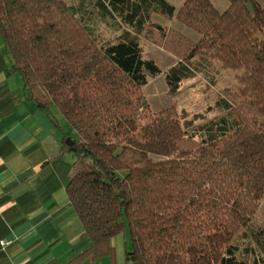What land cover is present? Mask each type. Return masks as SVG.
I'll use <instances>...</instances> for the list:
<instances>
[{"label":"trees","instance_id":"obj_1","mask_svg":"<svg viewBox=\"0 0 264 264\" xmlns=\"http://www.w3.org/2000/svg\"><path fill=\"white\" fill-rule=\"evenodd\" d=\"M154 14L175 18L197 41ZM106 20L120 32L111 43L95 27ZM142 40L178 57L165 73L170 93L215 65L236 72L214 104L223 114L152 110L139 89L159 70L142 59ZM0 42L8 72L72 134L59 155L72 157L65 191L89 244L72 264L111 255L120 234L125 264H264V228L251 227L264 196V6L0 0ZM245 229L259 252L246 247L240 259L232 242Z\"/></svg>","mask_w":264,"mask_h":264},{"label":"crops","instance_id":"obj_2","mask_svg":"<svg viewBox=\"0 0 264 264\" xmlns=\"http://www.w3.org/2000/svg\"><path fill=\"white\" fill-rule=\"evenodd\" d=\"M8 67L0 42V264H72L89 245L65 191L72 157H60L64 133ZM126 242L115 236L95 264H125Z\"/></svg>","mask_w":264,"mask_h":264},{"label":"rangeland","instance_id":"obj_3","mask_svg":"<svg viewBox=\"0 0 264 264\" xmlns=\"http://www.w3.org/2000/svg\"><path fill=\"white\" fill-rule=\"evenodd\" d=\"M66 1L68 3L71 1L73 2V0ZM166 1L172 4L177 10L184 0ZM210 1L220 12L225 10V8L228 6V0ZM256 1L260 5L264 6V0ZM74 3L76 4V1H74ZM151 19L156 23L174 29L192 41H197L198 39V35L195 32L180 24L175 18H172L171 21H166L162 16L154 14L152 15ZM98 22L99 21H96L95 23L98 35L105 43L114 42L115 37L120 32L116 30L115 27L111 26L112 20ZM140 48L142 59L152 62L159 70L157 75L147 76L139 89V93L144 98V101L149 104L152 110L158 111L163 108L173 106L177 112H180L182 109H184L190 113H203L208 107H210L209 109H211V111L207 113L206 118H214L223 114V112L217 109L214 104L219 98L220 94H223V91L226 88H232L236 85V72L233 70L221 69L219 66L215 65L205 76L199 73L194 78L181 82L176 90L170 93L169 88L165 83V73L171 66L177 63L178 57L166 53L163 48L158 47L147 40H142ZM55 115L58 118L62 133L71 134L70 129L64 120L60 118L57 113H55ZM251 227L254 229L264 228V196L259 204V208L255 217L252 219ZM241 231V234H239L236 239L233 240L232 245H235L238 248V252H240L239 258L243 259L242 251L246 247L254 250L256 248L257 252L259 251L251 240L249 233L250 230L248 231L245 229ZM245 231L247 238H244L245 234H242ZM252 257L253 254L250 253V256L247 258L248 262L252 260Z\"/></svg>","mask_w":264,"mask_h":264},{"label":"water","instance_id":"obj_4","mask_svg":"<svg viewBox=\"0 0 264 264\" xmlns=\"http://www.w3.org/2000/svg\"><path fill=\"white\" fill-rule=\"evenodd\" d=\"M65 143H66L67 145H71V144H72L70 138H67V139L65 140Z\"/></svg>","mask_w":264,"mask_h":264},{"label":"built area","instance_id":"obj_5","mask_svg":"<svg viewBox=\"0 0 264 264\" xmlns=\"http://www.w3.org/2000/svg\"><path fill=\"white\" fill-rule=\"evenodd\" d=\"M0 244H1V246L4 245V241H1Z\"/></svg>","mask_w":264,"mask_h":264}]
</instances>
